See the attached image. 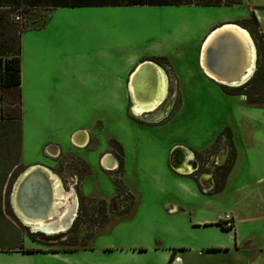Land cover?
I'll return each instance as SVG.
<instances>
[{
  "label": "rangeland",
  "instance_id": "374dc122",
  "mask_svg": "<svg viewBox=\"0 0 264 264\" xmlns=\"http://www.w3.org/2000/svg\"><path fill=\"white\" fill-rule=\"evenodd\" d=\"M11 13L19 30L33 20L41 27L21 33L20 92L0 88V155L16 156V137L8 135L3 123L18 112L22 119L18 171L0 196V244H16L22 236L26 247L62 250L70 247L66 240L77 236L86 248L79 245L59 254L0 252V264H167L173 248L183 249L178 251V264H264V104L250 105L246 94L226 93L224 85L203 71L198 53L204 38L223 23L243 26V20L255 15L264 31V0L219 6L12 9ZM146 62L165 70L167 101L163 110L165 101L135 114L130 80ZM261 66V74L255 75L257 65L239 86L264 97ZM229 130L237 161L221 191L204 192L198 182L223 183L224 168L217 157L227 154L224 165L228 163ZM82 131L91 137L84 149L74 144ZM113 140L123 152L111 146ZM183 147L192 149L198 160L199 170L191 176L176 172L170 163L171 154ZM106 151L123 160L124 170H103L100 156ZM35 164L51 168L50 174L69 196L55 192L64 198L59 205L67 200L65 211H57L60 216L68 219L73 213L69 192L77 196V220L71 232L33 231L16 214L14 184L22 169ZM208 174L209 179H201ZM117 183L123 196L103 208L100 200L110 202ZM226 214L235 218L238 248L245 250L204 253L214 241H231L235 248L233 230L200 225L208 219L217 223L218 216ZM33 233L35 241L30 239ZM250 242L263 251L252 250Z\"/></svg>",
  "mask_w": 264,
  "mask_h": 264
},
{
  "label": "trees",
  "instance_id": "16d2710c",
  "mask_svg": "<svg viewBox=\"0 0 264 264\" xmlns=\"http://www.w3.org/2000/svg\"><path fill=\"white\" fill-rule=\"evenodd\" d=\"M246 0H0V88H7V89H15L20 92V86L22 84V76H21V33L23 30L27 29L30 23H27L23 29H18L14 26V18L12 16V9H23L24 11L31 12L37 9L48 10L57 7H83V6H103V5H143V4H153V5H161V4H170V5H181V4H197L203 6H219L222 4L225 5H241L244 4ZM13 18V19H12ZM41 20V19H39ZM37 20H33L31 24L33 26H41V23H37ZM43 22V21H42ZM30 24V25H31ZM39 24V25H38ZM243 26L248 28L252 33V36L255 40L256 47H257V70L255 75L261 74L262 66H264V31L261 30V25L254 15L253 18L245 19L242 21ZM262 61V63H261ZM253 78L250 81V84L254 81ZM224 85V84H221ZM224 91L230 95H242L246 94V103L250 105H260L264 104V97L261 95L255 96L253 92L245 91L243 86H238L235 88H227L226 85L222 86ZM20 96V93H19ZM9 122L3 123V126L8 128V135L12 136L14 133L17 141V147L19 148L16 156L14 158L0 155V196L6 186V183L10 176L16 174L18 170V164L21 157V142H22V122L20 112L16 115H12L9 118ZM223 132L221 135H224ZM220 135V136H221ZM227 136L230 139V145L232 147L230 156L228 158V163L226 165H222L224 168V178L223 183L221 182L220 185L215 183V187L213 192L221 191L225 187V182L227 176L235 162L236 158V147L232 140L231 130L227 131ZM119 146L120 151L123 152L122 145L113 140L112 144ZM121 168L124 170V162L121 160ZM26 169V168H25ZM22 169L21 173L25 170ZM20 173V174H21ZM123 196V190L121 185L117 183L116 193L113 196L110 202H107L104 199L100 200V203L103 208L110 206V203H116V201ZM130 197L133 198L131 195ZM1 197H0V208H1ZM132 203L130 204V207ZM78 209V208H77ZM78 211V210H77ZM77 217V216H76ZM75 217V218H76ZM77 218L74 219V223L66 230V232H71L73 226L75 225ZM223 229L230 230L233 229L231 227L224 226L223 223L217 222ZM65 232V231H63ZM61 233V232H59ZM24 237L20 236V240L16 244H0V252H4V249L8 251H13L18 249L22 252H35V251H50V252H71L75 251L78 246H82L86 248V244L84 242L78 243L77 236H74L72 239L66 240L64 244L70 246L66 247L62 250H43L40 248H26L24 246L23 240ZM30 239L34 240V233L30 235ZM217 249V248H212ZM182 249L180 248H173L171 257L167 264H171L172 261L175 259L177 252Z\"/></svg>",
  "mask_w": 264,
  "mask_h": 264
},
{
  "label": "bare ground",
  "instance_id": "6f19581e",
  "mask_svg": "<svg viewBox=\"0 0 264 264\" xmlns=\"http://www.w3.org/2000/svg\"><path fill=\"white\" fill-rule=\"evenodd\" d=\"M222 26L223 28H226L224 30L235 28L237 30L235 32H238L236 36L241 41L242 40L244 41V37L248 38V40L251 42L253 52H255V49H254L255 46L253 44L252 37L249 31L245 27L235 22L224 23L220 25L218 28L220 27L222 28ZM199 59H200V56H199ZM245 59H246V56H245ZM146 63L147 65H149V67H147V65H144L141 67L138 66L139 71L138 72L135 71L136 74L134 76L136 75L139 76L140 73L146 75L147 72H150V73L154 72L152 68H155V70L158 68L157 67L158 65L157 66L151 65L148 62ZM140 65H143V63ZM251 68L253 71V72L251 71L253 75L254 70H255L254 60H253ZM209 77H211L216 82L227 85V86H239L245 81V80H240V79L239 80L237 79H231V80L226 79L225 80V79H220L217 76H209ZM151 109H153V106L148 107L145 111L151 110ZM139 111L142 112V110L140 109L134 110L136 114H140ZM84 132L85 133L83 134L87 136V132L86 131ZM74 142H75L74 144L76 143L82 144L83 146V142L78 143L76 138L74 139ZM50 172H52L51 168L46 167V166H41V165H35L33 167H28L27 169H25V171L19 176V178L16 180L14 184L12 202H13V206H14V209L18 217L20 219H23L22 220L24 221L23 223H25L28 227H31L33 231H38V232L43 231L47 234H55V233L66 231L70 227V225L72 224L73 220L75 219L77 215L76 213H77L78 204H77V196L75 195V193L69 192L70 197L73 198V202H74L73 213L72 215H70L68 219L67 218L65 219L66 217L65 214H61V216L59 215L60 212L65 211L66 208L63 205L65 204V201L67 200H65L63 204L59 205L58 202L63 201L64 198H60L58 196L59 194L58 191L60 190L62 194L65 195V196L63 195V197H65L66 199H68L69 196L67 197V193L64 190H62V185L60 184L58 178H56L55 175H51ZM209 178H210V175L203 177V179H209ZM56 190H58L57 194L55 193ZM57 211L59 213H57Z\"/></svg>",
  "mask_w": 264,
  "mask_h": 264
},
{
  "label": "water",
  "instance_id": "95a60500",
  "mask_svg": "<svg viewBox=\"0 0 264 264\" xmlns=\"http://www.w3.org/2000/svg\"><path fill=\"white\" fill-rule=\"evenodd\" d=\"M224 29L226 28H223V26L222 28L216 27L204 39L200 50L201 66L208 76H217L225 80L240 79L245 80L243 83H246L252 76L253 71L251 67L253 60L255 70L257 66V48L253 36L251 37L255 46V52H253L248 38L244 37V41L237 38L238 32H235L237 31L235 28ZM138 71L139 67L136 72Z\"/></svg>",
  "mask_w": 264,
  "mask_h": 264
},
{
  "label": "crops",
  "instance_id": "0c3cea01",
  "mask_svg": "<svg viewBox=\"0 0 264 264\" xmlns=\"http://www.w3.org/2000/svg\"><path fill=\"white\" fill-rule=\"evenodd\" d=\"M104 6H117V5H103V6H96V7H104ZM83 7H87V6H83ZM55 9V8H54ZM226 23H228V22H226ZM224 24V23H223ZM41 27V26H40ZM39 26L37 27V26H33V25H28V27H27V30L29 29V28H32V29H36V28H40ZM219 27V26H218ZM214 29V28H213ZM212 29V30H213ZM26 30V29H25ZM206 38V37H205ZM204 38V39H205ZM204 41V40H203ZM203 41H202V43H203ZM201 50V49H200ZM200 50H199V56H200ZM142 62V61H141ZM140 62V63H141ZM139 63V64H140ZM162 67V66H161ZM165 71V70H164ZM171 74V73H170ZM172 75V74H171ZM21 76H22V64H21ZM245 99V98H244ZM246 101V100H245ZM169 105H171V104H169ZM165 118V117H164ZM163 119V118H162ZM87 132V136L85 135V134H83V133H85L84 131H82L81 133H77V135L75 136V138H76V140L78 141V142H83V146L82 147H80V148H82V149H84V148H86L87 146H85L86 145V143H88V140H89V138H90V142H91V137H90V133L88 132V131H86ZM233 133V132H232ZM233 137H234V134H233ZM233 137H232V140H233V142H234V139H233ZM74 138V139H75ZM234 145H235V147H236V144H235V142H234ZM59 148V147H58ZM181 149V148H180ZM183 150H184V147L182 148ZM50 151V150H49ZM188 151H190L192 154H189V156H188ZM51 152V151H50ZM50 152H48V153H50ZM175 152V153H174ZM172 154H171V156H170V163H171V166L175 169V171L176 172H178V173H182V174H184V173H190L191 171H193V168L190 170V171H188L192 166L191 165H189L188 164V161H191L190 159H193L194 157H195V152L192 150V149H190V148H188L187 149V151H186V153L185 154H180L179 153V150H176V151H174ZM108 152L106 151V152H103L102 154H101V156H100V162H101V165H102V167H111V166H113L114 165V163H112V164H107L106 163V161H107V159H106V154H107ZM51 154V153H50ZM54 154V153H53ZM182 155V156H181ZM190 155H191V158H190ZM218 157H220V158H222L220 155L218 156ZM217 157V159H218V161L223 165V164H225V162H226V158H227V154H225V157H223L222 158V160L223 161H220L219 160V158ZM237 157H238V150H237V147H236V158H235V162L237 161ZM190 158V159H189ZM184 160H187V161H185L184 162ZM235 162H234V165H235ZM220 164V165H221ZM35 165H37V164H35ZM35 165H30L29 167H33V166H35ZM39 165V164H38ZM41 165V164H40ZM234 165L232 166V168H231V170L233 169V167H234ZM41 166H45V165H41ZM115 166V165H114ZM46 167H48V166H46ZM231 170H230V172H231ZM229 172V173H230ZM192 173H194V172H192ZM205 173H203L202 174V176L204 175ZM180 175V174H179ZM186 175H189V174H186ZM209 175V174H208ZM201 179H202V177H201ZM205 181V180H204ZM215 181H211V180H209V181H206V183H204L203 181H202V185H200V183L198 182L197 184L200 186V188L204 191V192H207V193H211V192H213V189H214V187H215ZM17 214V213H16ZM217 220H218V218H217ZM234 220H235V218H234ZM204 225V226H208V225H218V226H220L219 224H217V223H215V220H212V219H208V220H203L202 222H201V224L200 225ZM237 224H236V220H235V224H234V227H233V229H230V230H226V229H223L221 226V230H223L224 232H227V231H231V230H233L234 231V237H233V240H234V247L235 248H233V247H231L230 246V243H231V241H230V243H227V242H221V241H219V242H212V243H210L209 245H207L208 246V248H206L205 250H203L204 251V253H207V254H212V253H220V254H222V255H226V254H230L232 251H233V249H235V251H240V250H245V249H239L238 247L240 246V244H239V237H238V233H237V226H236ZM24 241H23V243H24V246L26 247V244H25V237H24V239H23ZM250 244V246H252L253 245V248H252V250H258L259 252H262L263 251V249L262 248H257L256 246H254V245H256V244H251V242L249 243ZM26 248H38V247H26ZM212 248H217V249H212ZM255 248V249H254ZM6 250V249H5ZM183 250V249H182ZM184 250H187L186 248H184ZM251 250V249H250ZM250 250H247V252L249 253V251ZM181 251V250H180ZM4 252H16V253H18V252H21V253H35V252H44V253H52V254H59V253H67V252H50V251H35V252H22V251H19L18 249H15V250H13V251H4ZM177 254H178V252H177ZM254 256H257V257H259V255H254ZM180 257H179V254H178V256L176 255V257H175V259L172 261V263L171 264H178V259H179ZM253 264H258L257 262H254L253 261Z\"/></svg>",
  "mask_w": 264,
  "mask_h": 264
},
{
  "label": "flooded vegetation",
  "instance_id": "af4514ba",
  "mask_svg": "<svg viewBox=\"0 0 264 264\" xmlns=\"http://www.w3.org/2000/svg\"><path fill=\"white\" fill-rule=\"evenodd\" d=\"M144 65H147V63H143V65H140L139 67L144 66ZM147 67H149V65H147ZM157 67L158 68L156 70L155 68H152L154 72H151V73L147 72L146 75L140 73L139 76L137 75L134 76L136 74L134 72L133 75L131 76L130 87L132 89L133 96H134L133 112L136 109H140L142 110L140 114H142L143 111H145L148 107H151V106H153V108L157 107L158 104H161V102L163 103L165 101V103L162 104L161 106V109L162 110L164 109V106L166 105V101H167L166 94H167V87H168V77L163 67H161L160 65H158ZM160 70H162L163 72ZM89 143H90V138L88 140V143H86L85 146H87ZM115 145L117 146V144ZM111 146L115 148L113 144H111ZM179 150H180L179 151L180 154L186 153V150H183V149H179ZM107 152L108 153L106 154L107 156L106 163L107 164L114 163L115 166L113 165L111 167H103V170H106V171L118 170L121 167V160H119L118 155H116V153H113V151H107ZM221 157L222 158L225 157V154L222 153ZM190 158H191V155H190ZM185 161L187 160H184V162ZM188 162H190V165L193 166V171H191L190 173H184V174H189V176H191L194 174L192 172H196L199 170V166H198L199 164H198V160L196 159V156L194 157V161L191 160Z\"/></svg>",
  "mask_w": 264,
  "mask_h": 264
},
{
  "label": "built area",
  "instance_id": "2783aa9c",
  "mask_svg": "<svg viewBox=\"0 0 264 264\" xmlns=\"http://www.w3.org/2000/svg\"><path fill=\"white\" fill-rule=\"evenodd\" d=\"M233 216L230 215V214H226L225 216L221 217V216H218V220L217 222H221L224 224V226L226 227H231L233 228L234 227V224L232 223V220H233Z\"/></svg>",
  "mask_w": 264,
  "mask_h": 264
}]
</instances>
